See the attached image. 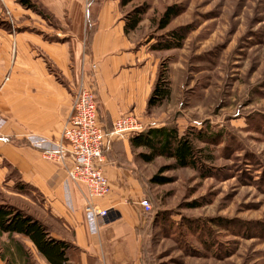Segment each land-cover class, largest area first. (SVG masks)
I'll return each instance as SVG.
<instances>
[{
  "label": "rangeland",
  "instance_id": "374dc122",
  "mask_svg": "<svg viewBox=\"0 0 264 264\" xmlns=\"http://www.w3.org/2000/svg\"><path fill=\"white\" fill-rule=\"evenodd\" d=\"M117 1L129 23L141 19L132 32L170 90L135 116L188 136L199 161L148 162L150 151L132 145L122 154L152 205L144 264H264V0ZM9 16L0 0V27Z\"/></svg>",
  "mask_w": 264,
  "mask_h": 264
},
{
  "label": "crops",
  "instance_id": "0c3cea01",
  "mask_svg": "<svg viewBox=\"0 0 264 264\" xmlns=\"http://www.w3.org/2000/svg\"><path fill=\"white\" fill-rule=\"evenodd\" d=\"M33 1L42 12L1 0L12 25L0 27V116L6 122L0 128V205L22 211L68 244V264H144L142 189L120 160L129 155L130 140L116 141L106 153L111 192L95 203L114 209L115 218L97 226L85 211L87 187L67 180L71 159H48L28 138L59 145L82 84L94 86L105 127L142 115L157 65L127 32L117 0ZM0 264L50 263L28 238L0 234Z\"/></svg>",
  "mask_w": 264,
  "mask_h": 264
},
{
  "label": "built area",
  "instance_id": "2783aa9c",
  "mask_svg": "<svg viewBox=\"0 0 264 264\" xmlns=\"http://www.w3.org/2000/svg\"><path fill=\"white\" fill-rule=\"evenodd\" d=\"M95 69L93 65V81ZM148 131L147 125L135 115L120 118L110 128L105 127L100 120L99 101L94 86L82 84L74 96L71 115L63 126L61 143L51 146L39 137H29L28 141L48 159L64 161L67 156L71 159L72 166L64 168L67 180L87 187L85 211L97 226H101L115 218L114 209H105L95 203L111 192L105 172L106 153L116 141L131 140ZM138 204L144 213L152 212L148 199H141Z\"/></svg>",
  "mask_w": 264,
  "mask_h": 264
},
{
  "label": "trees",
  "instance_id": "16d2710c",
  "mask_svg": "<svg viewBox=\"0 0 264 264\" xmlns=\"http://www.w3.org/2000/svg\"><path fill=\"white\" fill-rule=\"evenodd\" d=\"M22 7L42 12L41 8L33 0H15ZM172 16L167 13L163 25L170 23ZM141 23L140 18L134 19L132 22L127 21L126 30L132 32L136 30ZM168 46L165 50L179 48ZM170 95V90L160 78L157 82L152 96L148 102V108L158 106ZM133 148H147L150 151L149 156H145L148 162L153 161L157 157H166L175 161L177 168H194L198 166V157L195 152L193 140L188 136H179L176 129L160 128L151 129L145 135L130 140ZM0 234H8L10 237L14 235H22L28 238L39 253L45 257L50 264H68L66 251L69 247L64 242L53 240L42 223L27 216L22 211L8 206L0 205Z\"/></svg>",
  "mask_w": 264,
  "mask_h": 264
}]
</instances>
